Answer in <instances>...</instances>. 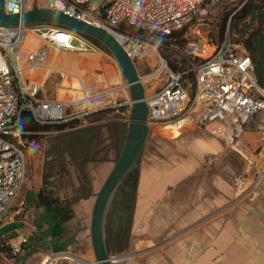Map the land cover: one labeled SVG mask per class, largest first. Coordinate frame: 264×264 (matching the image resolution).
Masks as SVG:
<instances>
[{"label":"crops","instance_id":"0c3cea01","mask_svg":"<svg viewBox=\"0 0 264 264\" xmlns=\"http://www.w3.org/2000/svg\"><path fill=\"white\" fill-rule=\"evenodd\" d=\"M53 47L57 52L48 61V73L42 67L43 72L24 75L41 84L45 95L52 70L67 72L58 64L66 60L61 56L65 48ZM104 99L94 97L89 105L104 109ZM94 115L42 131L40 139L29 142L22 187L27 192L0 221V255L33 253L35 264H42L54 253L71 254L84 241L90 243L85 253L94 254L85 236L95 195L114 164L124 129L115 115ZM186 117L164 125L173 130L172 137L149 131L135 164L128 226L116 210L112 236L107 235L112 263L264 264V176L256 177L264 166V138L257 128L264 114L250 117L244 135L233 141L223 122L203 125L196 118L186 123ZM20 201L28 206L26 219L19 215ZM25 237L27 244L21 243Z\"/></svg>","mask_w":264,"mask_h":264},{"label":"built area","instance_id":"2783aa9c","mask_svg":"<svg viewBox=\"0 0 264 264\" xmlns=\"http://www.w3.org/2000/svg\"><path fill=\"white\" fill-rule=\"evenodd\" d=\"M220 1L46 0L44 5L119 33L122 38L119 43L134 58L146 42L140 35L120 29V26L152 27L163 35H169L195 19L205 17ZM31 5L32 0H4L8 13H22ZM27 27L0 26V221L19 196L26 177L30 144L19 128L22 112L30 111L39 124L70 122L99 111L90 107L89 102L94 97L104 96L106 92L105 89L87 88L80 77L77 78L79 87L64 86L68 73L59 68L56 70L62 80L55 84V95H45L41 84L26 81L24 75L27 72H34L48 63L51 46L81 50L93 46L87 38L82 35L78 38V33L68 29H65L69 32L67 43L52 38L51 34L59 30L57 27L47 26L46 31H41L44 26H32L31 29L39 32L47 42L28 46L23 63L19 47L24 42ZM75 39L80 42L78 46L74 45ZM207 45L212 49L209 50ZM239 45L228 29L222 40L215 43L197 29L193 38L185 44L183 53L187 64L175 70L166 58L159 56L150 74L154 80L151 83L153 90L148 94L145 92L144 97L148 106V123L166 124L177 120L186 107H192L197 109V120L203 125L211 121L223 122L229 129L230 141L243 136L250 117L264 114V87L257 82L250 55ZM190 72L194 73L191 100L186 99L188 85L185 83V76ZM119 87L128 90L126 82L113 84L112 89ZM61 88L74 89L76 94L72 98L61 97L58 92ZM79 92L81 95H78ZM116 105L130 107L128 91L121 101L112 106ZM257 128L264 138V119L258 121ZM212 159L209 156L207 161L211 162ZM262 176L264 166L256 173L257 178ZM240 177V174L237 175V178ZM18 212L22 219L27 218L28 206L25 201H20ZM29 242V237L21 241L23 244Z\"/></svg>","mask_w":264,"mask_h":264},{"label":"rangeland","instance_id":"374dc122","mask_svg":"<svg viewBox=\"0 0 264 264\" xmlns=\"http://www.w3.org/2000/svg\"><path fill=\"white\" fill-rule=\"evenodd\" d=\"M245 1L246 0H221L218 4H216L214 7L211 8L209 13L205 17L195 19L194 21L185 25L181 29L176 30L173 36L163 35L152 27L135 26L139 28L138 30L132 26L129 27L120 26L119 27L120 29L124 28L127 31L140 35L146 42V44L140 50L138 55L133 58L139 77H141V82H143L145 85V92L148 94L153 90V86H151V83H154V80L150 78V74L154 70L159 56L166 58L168 62L169 61L174 62L176 59L178 60L182 59V62L187 64L183 51L185 49L186 42L189 39L193 38L194 33H196L197 29H200V32L204 37L205 36L208 37L209 40L215 43L222 40L220 35L223 26L231 27V30L233 31L234 33L233 35L236 40L235 42L240 44L241 39L245 37L240 32V28L243 27V25L242 23L239 24L237 23L232 27V22L230 18L232 14L236 13L237 11H239V9L242 8ZM44 3H46V0H32L31 7L33 5L43 6ZM31 27L32 26L27 27L28 30L25 31V35L27 36H25L24 42L19 47V51L22 52V56H24V59H25V53L28 50V46H34L43 42H47L45 39H43L40 36L39 32L32 30ZM46 30H47V26H44L43 29H41V31H46ZM79 36L81 35L78 34L77 37L80 38ZM84 37L87 38L93 44V46L89 47L87 50H81L77 48L62 49L63 52L61 56L67 57L71 60V61H64L62 63H58L59 66L66 69L68 73L65 77L66 81H64L63 85L68 86L69 84H72L75 87L76 86L79 87L80 83L77 78L81 77V79L84 82V85L87 88L92 90H99V89L106 90L105 99H104L105 108L103 109V111L99 113L100 114L109 113L110 116L115 115L116 117L121 118V121L124 126L122 140L120 143L121 146L124 139V132L127 127V121L129 117V106L126 105L110 106V105L118 103L119 100L121 101L123 97L127 95L128 90L126 89L127 90L126 91L123 87H119L118 89H112L113 84L121 85L122 83H125V79L113 56L107 50L94 43L88 37L86 36ZM77 39L74 40L75 46H78L80 43L79 40ZM29 43L31 44L29 45ZM239 48H241V45H239ZM208 49L211 50L212 47H208ZM52 56L53 55H50L49 57L50 60H52L53 58ZM37 69L43 72V69L41 68H37ZM61 80L62 77L59 71L52 70V72L49 74V77L47 78L44 84L46 89V95H49L50 93L52 95H55V90H56L55 84L57 82L59 83ZM68 81L70 83H68ZM185 83H187L188 85V94L186 95V99L191 100L194 92V73L190 72L185 76ZM73 90L74 89H69V90L61 89L60 93L62 95L60 94V96L72 98L76 94V92ZM78 95H81V93L79 92ZM84 106L85 105H82V107ZM113 110H116V112L113 113ZM94 114L97 113L93 112V114L89 115V117L92 116L94 118L97 117ZM183 116H187L186 123H188L189 121L193 122L197 118V109L196 108L194 109L192 107H186L185 111L178 118H181ZM62 123H69V122H62ZM164 125L165 123H152V122L149 123V131L151 132V136H154L155 134H159L167 138L172 137L174 135L173 130L171 128L164 127ZM181 129H183V127L180 128V130ZM43 133L42 132L38 133L35 140L40 139V137L44 135ZM132 169L136 170V165H134ZM23 188L21 192L23 193L27 192V190ZM115 212L116 211H114V213ZM112 218L114 217L110 216L109 218L110 227L109 230H107L108 236H111V232L113 230L114 222ZM124 226L127 228L128 219H125ZM85 238H91L90 231L88 232V234H86ZM89 244H90L89 241L88 242L84 241V244H82L83 246L80 245L76 249H73L71 254L68 253L69 254L68 257L66 253H54L53 255L50 256L52 259L47 264H94L92 263V261L94 260V254L89 253V255H87V253H85V250L87 249V247H89ZM22 256H20L19 258H10L7 255H0V264H35L33 253L31 255H28L27 257H22Z\"/></svg>","mask_w":264,"mask_h":264},{"label":"water","instance_id":"95a60500","mask_svg":"<svg viewBox=\"0 0 264 264\" xmlns=\"http://www.w3.org/2000/svg\"><path fill=\"white\" fill-rule=\"evenodd\" d=\"M16 25L54 26L59 30L68 29L98 41L116 60L128 86L130 107L124 139L111 170L95 195L89 226L94 261H96L94 264H113L114 257L111 256L107 243L108 215L119 186L138 160L149 133L144 86L133 58L104 27L45 5H33L22 13H8L5 10L4 0H0V26ZM46 263L47 261L42 264Z\"/></svg>","mask_w":264,"mask_h":264},{"label":"trees","instance_id":"16d2710c","mask_svg":"<svg viewBox=\"0 0 264 264\" xmlns=\"http://www.w3.org/2000/svg\"><path fill=\"white\" fill-rule=\"evenodd\" d=\"M230 20L232 22V27L237 23H242L243 27L240 28V32L245 37L241 39L240 45L250 55L257 82L262 87H264V0H246L242 8L236 13L232 14ZM135 28L139 30L138 27ZM226 29H228L230 33L234 34L231 30V27L223 26L220 35L221 39ZM174 32L167 36H173L175 34ZM91 40L100 47L104 48L98 41L93 39ZM169 64L172 68L177 70L186 63H183L182 59H176L174 62L169 61ZM101 111H103V109L97 111L96 113ZM89 115L87 117H89ZM69 124L70 122L39 124L35 121L30 111L24 110L21 114L19 128L23 131V135L30 142L32 139L37 137L38 133H41L42 131H47L53 128H64ZM136 179L137 171L135 169H131L126 178L123 180L122 184L119 186V189L113 200L114 203L111 207L109 217L113 216L114 211L117 210L119 211L120 215L122 214L124 218L127 219L131 212V200L136 185Z\"/></svg>","mask_w":264,"mask_h":264},{"label":"bare ground","instance_id":"6f19581e","mask_svg":"<svg viewBox=\"0 0 264 264\" xmlns=\"http://www.w3.org/2000/svg\"><path fill=\"white\" fill-rule=\"evenodd\" d=\"M29 3V2H28ZM27 3V4H28ZM28 9V8H27ZM97 25V24H96ZM99 25V24H98ZM28 30V29H27ZM110 31V30H109ZM115 37H116V39L118 40V41H122V38H121V36L119 35V33H117V32H115V31H110ZM68 31L67 30H65V29H60V30H56V31H54L52 34H51V36H52V38H54L55 40H57V41H66L67 43H68ZM25 36H27V35H25ZM57 52V50L52 46L51 47V55H53L54 53H56ZM54 56V55H53ZM66 60L65 61H71L69 58H65ZM51 64H50V62L49 63H46V65L44 66L45 68H46V71L44 72V75L46 74V73H48L49 71H50V68H51V66H50ZM42 68V67H41ZM30 71V70H29ZM35 71V70H34ZM30 73H32L31 71H30ZM140 80H141V77H140ZM142 84H143V86H145L144 85V83L142 82ZM64 86H66V85H64ZM71 87H75V86H71ZM77 87V86H76ZM62 89V88H61ZM61 89H59L58 90V92H59V95L61 94L60 93V90ZM62 95V94H61ZM144 96H145V89H144ZM52 258L51 257H46L45 259H44V261H47V262H49L50 260H51ZM92 263H96V261H92ZM41 264V263H40Z\"/></svg>","mask_w":264,"mask_h":264},{"label":"flooded vegetation","instance_id":"af4514ba","mask_svg":"<svg viewBox=\"0 0 264 264\" xmlns=\"http://www.w3.org/2000/svg\"><path fill=\"white\" fill-rule=\"evenodd\" d=\"M112 205H113V203H112ZM112 207V206H111ZM111 210V209H110Z\"/></svg>","mask_w":264,"mask_h":264}]
</instances>
